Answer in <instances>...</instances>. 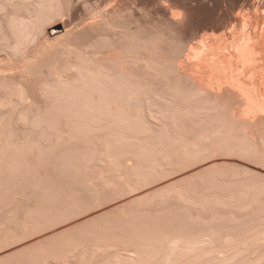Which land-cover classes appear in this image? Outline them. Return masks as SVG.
<instances>
[{"label": "bare ground", "instance_id": "6f19581e", "mask_svg": "<svg viewBox=\"0 0 264 264\" xmlns=\"http://www.w3.org/2000/svg\"><path fill=\"white\" fill-rule=\"evenodd\" d=\"M78 1H80V0H78ZM82 1L81 2L84 3V0H82ZM73 2H75V1L74 0L73 1L72 0H0V118H1L0 120H2V118H3L2 121L6 122L5 125H8V127L12 126L11 127L12 130H8V129H10V127L7 128L8 132H10V131L14 132V133L10 132L8 134V136L3 134L6 136V137L4 136V138L0 137L1 138L0 139V146H1V148H4L3 150L0 148V188H2V190H1L2 192L4 191V192H9L8 194H12V191L15 190L14 188H12V186H15L16 184L18 185V186L16 185L19 188V189H17V187H16V189H17L16 192L17 191L18 192L17 193L14 192L13 195H11L12 197L9 195L8 196L9 199H7V200H9L8 201L9 203L10 202H16L17 204H19V206H20L19 211L21 212V214L23 216L25 214H27V212H29L33 208L38 207L41 204V201H43L42 200V197L44 196L42 193V191H43L42 189L44 188L43 184H47V183H44L43 179H42L43 183H41V177L40 176L44 175V174H42L44 171L42 173H41V171L38 173L37 170L39 168H40L39 170L43 169V165L46 163V162L43 163L45 155L47 153H48L47 155L52 154L49 152H51L53 150V148L57 147V145H56L58 142L57 139L60 140V138H61L60 136H57V134H55V132L58 133V131H59V129L57 131L58 127L56 128L55 126H53V123H51V122L55 121L54 124L57 125V120L59 117L65 118L63 120V121H65L64 124L69 125L70 128L72 127L70 125V123L76 122V124H77L78 120H81L84 118L86 119V117L90 121L93 120L92 121L93 124H95L94 122H97V123L98 122H100V123L104 122V124L106 122L107 126H108V123H109V125L115 124V125H117V126H115V129H114V127H111V128H109V131L107 129L108 132H106V133L103 132L104 134L102 133L101 136L102 135L104 136L106 134L105 135L106 137L108 135V137L110 136V137L114 138V142L116 141L117 142L116 145H117L118 143L120 144L121 141L122 142L123 141L128 142L126 140L127 138H125V136H122V133H123L122 130L125 127L127 128V126H129L132 122L134 123L135 121H136L135 123H137V121H143L145 123L150 121V119L148 120V117L152 113V112L150 113V111L153 110L154 112L152 114H154V113L157 114V111H160V110L162 111L167 106L168 108H166L165 110H168V112H173V111L177 112L176 110H179V112H181L183 110V112H184V110L187 109V105H189V103H191V102H187V101L193 100V102L195 104L196 103L198 104V105L196 104V106H199L200 110L202 108L201 111H202V113H204V115H206L205 117L208 119V122L210 120V122H209V123H211L210 126H212V124H213V126H212L213 130L208 131L209 129H212V128H209L210 126L208 127L209 129H206L207 126L209 125L206 118L202 117V115H201V118L198 117V114L199 115L202 114L201 111L199 109L196 110L198 107H196L195 104H193V105L190 104L189 105L190 108L193 109V106H194V111L196 110V113H197V111L200 113L195 114L193 112V110H191L192 111L191 114H190V112H188V113L191 116L193 115L192 118L195 115H197L195 117L201 119L200 123L203 122L202 128L204 129L206 127L205 130H207L209 134L205 135V133H207V132H205V131L203 132V129H202V132L204 134H202L200 132V136L202 135L201 137H203V138H201L198 135L199 138H197L198 140L196 139V141L194 140V143H192L193 142L192 141L191 143H189V145L180 144L179 147L174 149L177 151H175V152L173 151L171 153L176 154L179 152L180 154H182L184 151V153L186 155L187 152H192L191 150H193V149L196 150V151L193 150V153H195V152H197V149H201V148L206 149L205 147H209V146L214 147L215 145L216 146L218 145L219 149H221V150H227L229 147L227 144H230L231 142L235 141L234 139H231V138H234V136L236 135L235 139H236L237 143L239 142L238 144L240 146L235 141V142H233L235 144H233V143L230 144V145H232L229 147L230 150H237L236 149V146H237V148L240 147L239 150L241 151V147L243 148V145H244V149H247V147H245V146L249 145L251 147L248 146V149L249 148H251V149H249L250 151L246 150L247 151L246 153L249 152L250 155L255 156L256 158H258L261 161H264V139L261 138V137H264L263 136L264 135V133H263L264 127H262L263 129L260 128L262 126V124L264 126V114L262 115L263 112L260 113V111L257 108L256 110L259 111L260 115L255 117L256 115L253 114L252 115L253 117H252L250 114L248 116V114L250 112L249 110H251L249 108L256 106V104L259 102H264V99L261 98L262 94L264 93V72L262 70L263 68H259L258 67L259 65L257 66V68L256 67L249 68V70L246 71V74L249 76V79H247V80H244V79L241 80V79L235 78L238 68L233 69L230 67L229 64H226L225 62L221 61V59H218L220 56L215 57V56H217V55H215L216 54L215 52L219 49L218 48L219 46L217 47V50H216L213 48L214 46L212 47V45L210 46L208 44V43H210V41L213 38V37H211L210 38L211 40L209 39L210 41L208 40V43H207L209 46L208 45L203 46L204 44H202V45L200 44L201 45L200 46V52H197L199 49L198 50L196 49L197 50L196 52L198 54L199 53L201 54L198 56H202V57L201 58L199 57V59H195L196 60V61L194 60L195 62L191 61L192 63L186 62V64H188V65L190 64L192 66V67L190 66V68L192 70H190V68L188 69L189 66L186 67L187 70H190L191 72H195L194 76L190 72V75H189L190 77L188 76L189 72L187 73L188 77L185 74V76L187 78L186 80H190V82L188 81L189 84L186 80H184L183 78L180 77L182 80H184V82L182 81L183 85H184L183 86L181 79L178 76L177 78L180 81L178 80V82H177V79H175L176 80L175 83L177 82L178 84L174 83V85H176L173 87L174 90H173L172 86L170 85V83L166 84L168 86H166L164 84V87L161 88L162 92H164L165 86L167 88L170 86L169 87L170 89H168L169 93H168V91H165L166 94H164L165 92L163 93V96L165 95L164 97L166 99L168 98V100H169V101H167V100L165 101L163 96H162L163 99H161L162 93L160 92L161 91L160 89H159L160 90L159 92L161 94L158 93V91L153 89L154 92H157L158 94H160V97H159V95H157V93L154 94V92L152 91V87L147 86L145 83H142L143 82L142 81L143 75H140L141 77H139L140 69L143 65L145 66V64H149V65H146V67L143 66V68L148 69V70H146V69L145 70L147 73L149 72L150 76H151V74H153L152 72H154L152 69H156V68H154V66L151 63V66L153 67L151 69L148 58L145 59L144 64L141 66V63H143V60L140 57L142 44L139 41L140 38L138 37L139 35L137 34V32H138L137 28L138 27H137L136 21L131 20V22H130V26H131V23H132V25L134 23L136 24V26L134 24V27H130L128 25L129 23L128 24L122 23L120 21L121 14L116 13L117 10H116V12L113 11V13L110 12L111 15L109 14L108 11H106L108 14H105V12H101V10H100V12H98V10H97L98 13H95L93 11L95 13V15H94V13L93 14L88 13V14H90V15H88L89 18L90 17H92V18L97 17L98 18V21H95L92 19L93 20V22H92L91 18L90 19L86 18V21H87V19L91 20L89 22L93 23V26H91L92 24H89V26L92 27L91 31L93 30L94 32L95 31L98 32V34H97V32L95 33L94 38L96 37L99 40L98 41L95 39L94 43H93L94 45L88 44L87 42H89V41H87V39H86L88 37L85 35L88 30L85 32L86 29H84L86 27L87 23L85 24V20L82 19L83 17L81 18L82 20L80 21V23L77 22V25H76V23H75V25L73 24L74 23L73 22L74 19L72 18V9H73L72 4H73ZM87 8H88V6H87ZM100 13H102V14H100ZM91 14H92V16H91ZM175 14L176 13H174L173 15H175ZM177 15L175 18L178 17ZM62 16H66L67 20H69V23H71L74 26L70 29H66V27H67L66 21H64L61 18ZM257 19H258V17H257ZM175 20L176 19H174V21ZM94 21H95V23H94ZM257 23H259V22H256V24ZM71 24H69V25H71ZM89 26H88V28H89ZM258 26H257V28H258ZM60 28H61V31H58ZM67 28H69V27H67ZM263 31H264V28H263ZM245 32H246V30H245ZM245 32H242V33L240 32V35L245 33ZM248 32H250V31H248ZM248 32L241 35V36L239 35V37H241L240 39H239L238 35H236L238 40H235L232 38L231 39L234 40L235 42L237 41V43H235V45H237V46L234 45L235 48L237 49V53L240 52L241 54L245 55L247 57L246 62H248V64H250V63H252L251 61H254V59H255V57L253 58V55L258 53V51H261V53L264 54V52H263L264 51L263 50L264 49V45H263L264 43L262 44V42H264V39L262 40V38H261L260 39L261 41H258V39L252 34V32L251 33H248ZM262 33H264V32H262ZM88 34H89V32H88ZM96 35H98V37L100 39ZM115 36H117L118 38L115 39ZM233 36H235V35H233ZM92 38H93V36L91 37V39ZM200 38H202V37H200ZM233 38H235V37H233ZM255 38L258 42L255 40ZM88 40H90V39H88ZM228 40L225 39V40H223V42L228 41ZM95 41L97 43H95ZM218 41H219V39H218ZM231 42H233V41H231ZM220 43H222V42H220ZM220 43L217 42L218 45H221ZM86 44L91 45V46H88ZM210 44L215 45L216 43L212 42ZM225 44H227V42L222 43L223 46H225ZM232 44H234V43H232ZM222 45L220 47H223ZM260 45L263 47V49L261 48ZM195 46L198 47V45H195ZM229 46H230V44H229ZM232 46H230L231 49H232ZM259 46H260V49H259ZM143 47H145V51L149 47L147 49V51L150 52L149 50H150L151 46L149 44H145V46H143ZM152 49L154 50V48H152ZM153 50H151V53H148L149 55L146 54V56L150 57V54L151 55L154 54L155 50H154V52H152ZM228 50H230V48H228ZM233 50H234V47L231 51H233ZM190 52L192 53L194 51H189V53ZM218 52L220 53V51H218ZM203 53H204V56H203ZM261 53L259 54L260 55L259 57H261V56L263 57V55H261ZM184 55H186V54H184ZM191 55H193V54H191ZM191 55L189 54V56H191ZM220 55H222V54H220ZM236 56L238 57V54ZM195 57L198 58L197 56H194V58ZM142 58H144V57L142 56ZM225 58L227 60V57H225ZM225 58H224V60H225ZM262 59L260 58V60H262ZM229 60H227V62ZM42 61H45V63H47V66L43 65L44 68L41 66ZM187 61H189V60H187ZM230 62H231V60H230ZM171 63H169V65H172V64L174 65V63H172V64ZM179 64H181V63H179ZM165 65H167V64H165ZM173 65L170 67H172V68L175 67ZM181 65H183V64H181ZM147 66L148 67L150 66V67L147 68ZM177 67L179 68V65ZM138 71H139V73H138ZM177 74H180V72ZM180 75H183V74L181 73ZM191 75L193 77L197 76V78H199V80L196 81L197 80L196 77H195L196 79L194 80ZM213 75L214 76H216V75L221 76L222 75L223 77H219L220 79L229 75L231 80H235V83L232 86H235V88L238 90V91L236 90V93L239 92L238 94H240V97H241L240 103H241L242 109L239 106H236L238 108H236V107L233 108L231 106V103L229 104L231 106L230 107L228 105V103L230 101H226V103H224L225 102L224 100H226L227 97L224 98L223 102L221 101L222 99L218 100V97L219 98L224 97V96L223 97L220 96L223 93L222 92L223 88H222V91L220 89L221 87H223V86H221L222 85L221 82H219V83H221V85L219 84V87H218V83L216 84L214 82V85H213L214 88L216 87L215 85H217L219 91H221L220 95H217L219 93V92H217L218 89L216 91L217 87L215 88L216 93L211 92L213 90H211L212 85L210 84V80L214 79V81L216 80L217 82L219 80L218 77H213ZM153 76H154V74H153ZM168 78H169V76H168ZM226 78L228 79V77H226ZM191 79L194 80L196 83L192 82ZM185 81H186V84H184ZM139 82H141V83H139ZM179 82H181V84H179ZM191 83H193V85ZM181 85L183 88L185 87V85L188 88H190L189 86H191L192 89L191 90L188 89V90H190L188 92V91H186L187 88H185L184 90L186 92H184V90L182 92L183 88L180 89ZM139 86H140V88H139ZM141 86H142V88L144 87V89H141ZM232 86L229 88L231 89ZM145 87L147 88L148 94L149 93H151V94H149V95L146 94L147 91L145 92V90H146ZM148 87H150L151 89L150 88L148 89ZM224 87H226V86H224ZM175 88H177V89L175 90ZM178 89H180L181 91L179 92ZM230 89L228 90V87H227V89H226L227 91L225 90V88H224V91L230 92L232 90V89L231 90ZM80 90H82V92H84V93L81 96L82 98L76 97L77 100L79 101L80 100L79 98H81V100L84 102L85 100H83V98L89 99V100L85 101L86 102L85 110L83 112V114H85V115L87 114L85 117H84V115L79 116L81 111L83 110L84 106L78 104L79 102H77V100H75V98H73V96H76V94L74 95V93L76 92L78 95V92ZM170 91L171 92L176 91V92L171 93ZM141 92H143L145 95H143ZM187 92L189 94L190 93H192V94L186 95ZM233 92H234V90H232L230 93H233ZM62 93H65V94L63 95ZM67 93L69 95H70V93H72L71 95H73V96H69ZM79 93L80 94L78 96L81 95V92H79ZM176 93L179 94L181 97H179ZM180 93L181 94L185 93V94L181 95ZM212 93H213V95H216L217 97L213 96V98H212ZM59 94H62L63 96H65L67 94L66 96L70 97V99L66 96L64 97L65 100H67V98H68L67 101H69V100L71 101V102L69 101L67 104V106L70 104L69 107H66L65 102H67V101L63 102V100H64L63 96L61 95V97H62V100H61L60 99L61 97L58 96ZM168 94H169V97L171 99L175 98L176 96H178V97H176L177 99H172L174 101V102H172L171 99H169ZM170 94H172V95L175 94V97H173L174 95L173 96L171 95L172 96L171 97ZM238 94H237V96H238ZM85 95L87 96V98ZM141 95H142V97H140ZM153 95H155V96H153ZM152 96H153V98H152ZM182 96H184V97H182ZM188 96H190V98ZM263 96H264V94H263ZM57 97L61 101L57 100V102L55 104V100ZM71 97L73 99H71ZM154 97H155V99H154ZM158 97L160 98V100ZM215 97L217 98L216 101H215V99H216ZM181 98L184 100L181 101L182 100ZM192 98H194V99H192ZM72 100H74V101L72 102ZM158 100H159V102H158ZM175 100H180V102L182 104L179 101H178V103L180 104L181 107H184V109L181 110V107L178 106L179 104L177 105V102H175ZM41 102H42V106L44 103L47 104V105L46 104L44 105L45 108H43L44 106L42 107L39 105V108L42 107L45 111L48 108L50 109V106L48 103L53 102L55 106L51 105L53 103H51L50 105L54 108L56 107V110H59V106H57V105L60 104V102H61V104L63 103V105H60V110H59V111H62V114H61V112L55 110L56 114L59 113L58 114L59 117L55 114L53 115V113H55V112H54V109L51 107L53 109V110L50 109L51 114H49L50 113L49 109L47 111V113L49 112L48 113V115H50V117H49L48 115H44V114H47L46 112L45 113L43 112L44 110H42L43 113L40 114L39 112H41V109H42V108H40L37 110L38 112L37 111L36 112L39 113L40 116H42V117L48 116L47 117L48 119L47 118H46L47 120H43L44 118L43 119L42 118L37 119L36 116L38 114L37 115L35 114V110L38 108L37 104H41ZM83 102H81V104H83ZM167 102H169L170 105H168ZM183 102L185 103L186 108H185ZM32 103H35V106L37 105L36 109H32V108H34ZM75 103L78 104L79 107L81 106L82 108H79ZM172 103H175L176 105L173 106ZM31 104H32V106H30ZM158 104L160 106H158ZM163 104H165V106ZM71 105L74 106V109H75V110L73 109L75 111V112L73 111V113H72L73 115H71V111H72L71 108H73ZM156 105L161 109L157 110L158 107ZM227 105L230 108L226 107ZM29 106L31 107L30 109H29ZM62 106L66 107V111H67L66 114H64L65 110L64 111L61 110V109H63ZM153 106L157 109H155V108L152 109ZM65 107H64V109H65ZM75 107L79 108V109L77 108L80 111L79 113H76L77 110ZM162 107H165V108H162ZM169 107H171L170 110H169ZM173 107H175V108H173ZM178 107H180V108H178ZM243 107L245 109H243ZM256 107H258V106H256ZM68 108H70V111L68 110ZM190 108H188V109H190ZM231 108L233 109V111L231 110V112H230ZM254 108L255 107L252 108V110H251L252 112L255 111ZM27 109H28V111H27ZM174 109H176V110H174ZM188 109H187V111H188ZM246 109H249V110L247 111ZM235 110H236V112H234ZM237 111L239 114L237 113ZM69 112H70L69 115H71V116H74V114L76 113L77 118H75V117L69 118L68 117L69 115L67 114ZM21 113H25V115L21 114ZM166 113H167V111H166ZM245 113H248L247 117L244 116V115H246ZM77 114H79L78 115L79 117L77 116ZM256 114H258V113H256ZM63 115H66V116L63 117ZM5 117H6V120H5ZM38 117H39V115H38ZM80 117H82V118H80ZM152 117L155 118L156 116H152ZM23 118L24 119L26 118V119L24 120ZM66 118H69V120L66 121L67 120ZM71 118H73V119H71ZM78 118H80V119H78ZM202 118L205 119L206 123L203 121L204 119H202ZM155 120L158 121V118ZM191 120L193 121V119H191ZM261 120L263 123L260 122ZM5 122H3V123H5ZM18 122L19 123L23 122V123H21L19 125ZM44 122H46V123H44ZM48 122L51 124H48ZM79 122H81V121H79ZM160 122H161L160 125L159 124H158L159 126L157 125L159 128H162V125L164 124V122H166V124H167V121H164V119L161 120ZM41 123H42V126L40 125ZM43 123H44V125H46V124H48L49 126L51 125L49 128H50V130H52V132L54 131L53 134H52V132H50V133L47 132L49 130V128H47L48 126L47 127L43 126ZM61 123H62V121H61ZM139 123H141V122H139ZM258 123L259 124L262 123L261 126ZM76 124H74V126H76ZM93 124H91V125H93ZM152 124L153 123H151V125ZM169 124L170 123H168L167 126ZM203 124H206V125H203ZM137 125L140 126L138 123H137ZM164 125H163L162 129L158 128L159 131L161 132L160 133L158 131L160 134V135L158 134V136H160L159 138H158V136H156V134H154L155 136L153 135L155 137L154 138L151 134L148 135V133H145V134H147L146 137H144V135H143V137H141V138H138V137L137 138L134 137V138L138 139L137 141L140 140L141 142H143V140H144V142L145 141L149 142L150 138H151V140H153L154 142L152 141V142L148 143L149 148L152 147V144L154 143L153 147L159 145L160 149L159 148L158 149L161 150V147H163L164 144L168 143V146L170 144L172 145V143L173 144H174V142L177 143V141H179L180 138L184 137V135H185L183 133L184 131L182 132L181 129H179V131L176 130L177 128L175 126H173L172 124H170L171 126L169 125L170 127L169 126L164 127ZM252 125H254L255 128L251 129ZM131 126H132V124H131ZM147 126H150L149 123H147ZM233 126L236 128L234 129ZM17 127H19V128L21 127L22 129L28 128V129H26L28 131V133L29 132L30 133L31 132L36 133L37 139L33 135L32 136L34 138L26 137L28 135L27 132H26L27 133L26 136H22V135H21L22 137H18L20 135L16 136L17 132L15 133V128H17ZM65 127H66V125H65ZM98 127L103 128V125L98 126ZM98 127H96L95 129H97ZM3 128H6V126L2 127V129L0 128V130H3ZM93 128L94 127H92V129ZM230 128L231 129L233 128L232 132L230 131L231 130ZM104 129H106V128H104ZM120 129H122V130H120ZM149 129L151 130L152 127ZM237 129H238V131H237ZM261 129H262V131H261ZM90 130L91 129H89V131ZM110 130H111V132H110ZM143 130L146 132L147 131L149 132L148 128H147V130H145V127H144ZM235 130L238 133H236ZM45 131L48 133V135H47L48 138H46V140L42 139L43 140L42 141L40 139H41V137H44ZM62 131H63V133H66V135L70 134V136L72 138L74 137L73 135H75V134H72L71 130H68V131L62 130ZM120 131H122V133H120ZM144 131L139 132L138 134H141V133L144 134L143 133ZM151 131H153V130H151ZM154 131L157 132L156 130H154ZM229 131H230V133H229ZM81 132H83V131H81ZM1 133H3V131ZM4 133L7 134V132H5V131H4ZM42 133L44 134L43 136L41 135ZM231 133L234 135L232 136ZM255 133H256V135H255ZM257 133H258V135H257ZM22 134H24V133H22ZM83 134H85V133H83ZM120 134L125 139L123 138L121 140V138L119 137ZM152 134H153V132H152ZM226 134L227 135L229 134V140L230 141L227 140ZM150 135H151V137H150ZM98 136H100V134ZM103 136H102V138H103ZM39 137H40V139H39ZM65 138H66V140L69 139V138L67 139V137H65ZM146 138H147V140L149 139V141H147ZM156 138H158V139H156ZM73 139L76 140L75 138H73ZM88 139H89V137H88ZM225 140L227 141L226 142L227 144L225 143L227 146L225 144H223ZM135 141H133V142H135ZM126 142H124V143L127 144ZM150 143H152V144H150ZM121 144H123V143H121ZM129 144H127V145H129ZM137 144L141 145L142 143L141 144L136 143L135 144L136 147H135V145H133L136 148V150L138 147ZM190 144H192V146ZM104 145H105V143H104ZM144 145L145 144H143L141 147L145 151L146 149L144 148L145 147ZM133 146L131 145V147H133ZM196 147H197V149H196ZM218 147H216V148H218ZM231 147H233L235 149H233V148L231 149ZM178 148H179V150H178ZM27 149H29V152ZM139 149L137 150V152L139 151ZM162 150H163V148H162ZM186 150H187V152H186ZM243 152H245V151H243ZM30 153H31V155H30ZM57 157H58V155H57ZM112 157H114V156H112ZM94 158H93V162H94ZM102 159H101V161H104V159L103 160ZM96 160L97 159H95V161ZM49 161L51 162V160H49ZM108 161H106L105 164H102V166H100L99 164H96L95 162L94 163L96 164L97 169L99 167H101L102 169H105V168H109V166H111L110 162H108ZM110 161H111V159H110ZM56 162L58 164V161H56ZM52 163H54L53 165H55V167L58 166L55 164L54 161H52ZM60 163H62V162H59V164ZM48 164H50V163H48ZM67 164L70 165L71 162L70 163L68 162ZM112 164H114V161ZM229 164H226V165H229ZM232 165H235V164H232ZM65 166H67V165H65ZM113 166H112V168H113ZM239 166L238 165L235 166V167H238L235 169L237 171L236 172L234 171L235 175L232 173L230 175L229 173L224 172L226 175L225 176V175H223V172L221 170H215V169L210 170V168H209V170L203 169L204 171L206 170L205 172L202 170L203 173H202V171L200 174L195 173L196 175L198 174L197 177H196V175H195V177L193 175V176L189 177V179L187 177V178H185L187 180L183 179V180H179V182H174V180L168 181L167 183H164L162 185H159L157 187L149 189L148 191H146V193H144V195L141 194V195L133 196L130 199H127L125 201L117 203L113 207H109L107 209H104V212L102 213V211H103L102 210L101 214H99V213H98L99 215L96 214L97 216H94L95 214L91 215L92 217L90 216L89 219L85 218L86 221H84V222L81 221L82 223L78 222V223H76L77 225H72L73 228H72V226H70L69 228L67 227V230L64 232L66 234H68V232L70 233L71 231H74L78 228H83L86 226L91 227L93 225H94L93 227L99 228L101 230H105V232L102 234V238L100 239L101 242L97 245L92 246V247H88L86 250V252H88L94 258V260H93L94 264H223L226 261L232 262V260L233 261L236 260V258H238V256L240 255V252L247 253V250L251 251L252 248L258 247L257 246L258 243H256L255 241H257V242L261 241L262 242V243L261 242L259 243V245L260 244L261 245L259 246V248H257V249H261V250L256 249L257 253H255V254H257V256H259V257L260 256L264 257V253H263L264 248L263 247H262L263 249L260 248L264 242V237H263L264 235L262 234L263 232L261 231L262 230L261 226H262V224H264L263 223L264 222V173H261L258 171L256 173L255 170H251V169L249 170L247 167H246L247 169H245V168H242L241 166L240 167ZM131 168H132V166L125 167V169L128 172L130 171L129 173L131 175L135 176L136 180H140V178L137 177L138 173L131 172ZM125 169H123V170H125ZM239 169L240 170L242 169V171H239ZM243 169H245V170H243ZM57 171L58 170L56 169L55 172H57ZM241 172H244V173L240 174ZM50 173H52V172H50ZM245 173H248L247 176L245 175ZM28 174H35V175L37 174L36 175L37 179H36L35 175H33V176L31 175L32 177L35 176V178H34L36 181L35 183H34V180H32L33 182L31 181V179H30L31 177L28 178V176H29ZM230 176L233 177V178L231 177L232 180L230 179ZM244 176L247 178L243 179ZM49 177H51V176H49ZM192 177H194V178H192ZM226 177H227V179H226ZM238 177H242V179L240 178L241 180H238L239 179ZM26 178L30 179V180H28L29 181L28 186L26 184L28 181H25V180H27ZM51 179H52V177H51ZM51 179L49 181H51ZM53 179L55 180V178H53ZM23 180H24V182H23ZM49 181H47V182H49ZM215 181H218V183ZM11 182H12V184H11ZM30 182H31V185H30ZM32 183H34V185ZM9 184H11L10 188H9ZM50 184L52 185V182H50ZM42 186H43V188H42ZM54 186H52V187H54ZM56 187H57V185H56ZM11 188L13 189L12 191L10 190ZM1 191H0V194H1ZM10 191H11V193H10ZM46 191H47V189H46ZM203 191L205 193H202ZM191 193H194V194H191ZM2 194L4 195V193H2ZM5 194H7V193H5ZM4 197H6V196L4 195ZM5 205L3 204V207ZM3 207H0V208H3ZM153 207H155V208H153ZM39 208H41V205ZM168 208H173V210H170L168 212H164ZM1 210L2 209H0V214H2V215L6 214L5 216H8L9 211H12L13 209L10 208L9 210H6V211H1ZM252 219H253L252 223L253 222L254 223H253V225H251L252 229H249L250 227L248 226V224H251L250 221ZM254 220H256V222H258V224L255 223ZM12 221L13 220L11 217V221L9 223H11ZM116 222L118 223V225ZM73 224H75V223H73ZM254 224H257V227L258 226L261 227L260 230L258 229L259 230L258 232H260V233L262 232L261 233L262 236L258 235L260 233L257 232V229L255 227L256 225L254 226ZM263 227H264V225H263ZM253 228L256 229L255 234L258 235V237L255 234L252 235L253 232L250 230H253ZM92 229H94V228H92ZM238 229L239 230L241 229V231H240L241 233H244V231H247V233H248V231H250L251 234H249L250 232L248 234L252 238L247 236V234L246 235L245 234L239 235ZM12 230H13V228H11V224L10 225L7 224L5 229L3 228L2 230H0V245H2L3 240L11 239L9 237V235L13 234L14 230L13 231ZM107 231H108V233H107ZM22 232L23 231H20V233H22ZM64 232H61V234H54L52 236L53 239L51 237H50V239L46 238L44 240H43L44 237L42 238V240H40L41 238L39 240L35 239L36 243L30 245V247L24 246V247H26L25 249H22V247H21V249H22L21 251L19 250V252L17 251V253L11 254L10 256H6L4 258L2 257L0 259V264H28L29 261H31V260L33 261L35 258H38V256H40L41 254L45 253L46 250L49 248V246H47V245H49L50 242L56 240V239H54L55 237L57 239H58V237H62ZM65 233H64V235H66ZM201 233H202V235H201ZM57 235H58V237H57ZM11 236L13 237V235H11ZM168 236H173V240L171 242L167 241V243H165L161 247H157V248L154 247L153 242L157 238L168 237ZM254 236H256L257 238L255 237V239H254L253 238ZM188 237L189 238L192 237V239L189 240ZM204 237H206V238H204ZM252 239H254V240H252ZM254 244H255V246H254ZM251 246H254V247H251ZM128 248H130L131 250H129ZM128 251H131L132 254L128 255L127 254ZM252 254L250 253L251 257L248 254L249 256L246 255V256H243V258L241 257L243 255L242 254L240 256V258L243 260H250L251 263L254 261V259L255 260L257 258L259 259V257H257V256H256L257 258H252ZM251 259L253 261H251ZM260 260H262V258H260ZM256 261H258V260H256ZM251 263H249V264H251ZM224 264H226V263H224Z\"/></svg>", "mask_w": 264, "mask_h": 264}, {"label": "rangeland", "instance_id": "374dc122", "mask_svg": "<svg viewBox=\"0 0 264 264\" xmlns=\"http://www.w3.org/2000/svg\"><path fill=\"white\" fill-rule=\"evenodd\" d=\"M74 1L75 2H73V4H72V7H73V9H72V18L74 19V21H73L74 23L73 22L72 23L74 25L76 23V25H77V22L80 23V21L82 19L85 20V24L86 23L87 24H86V27L84 29H86L85 32L88 30L86 32V34H85L88 37V38H86L87 41H89V42H87L88 44H93L95 39L98 40L96 37L94 38L95 33L97 31H95V32L93 30L91 31V29H92L91 26H93V23H90L89 22L92 19L95 20V21H98V18L97 17L96 18L95 17H93V18L90 17L91 20H89L90 18H89L88 15H90V14H88V13H92V14L94 12L95 13H98L101 10V12H105V14H108L106 11H108L109 14H110V12L113 13V11L116 12V10H117L116 13H118V14L120 13L121 14L120 21L122 23H126V24L129 23L128 25L130 26L131 20L132 21H136V24H137V27H138L137 28V30H138L137 34L139 35L138 37L140 38L139 41L141 42V44L143 46H145V44H149L151 46V48L149 50L150 52H148L147 49L149 47L145 51V47H143L141 45V54H140L141 56L140 57L143 60V63H141V66L144 64L145 59L148 58L149 59L150 66H151V63H152V65L154 66V68H156V69H152L153 67L151 66V69L155 73L152 72L154 74V76H153V74L150 73L151 74V76H150L149 75V72L148 73L146 72V70H148V69L143 68V66H144L143 65L141 67V69H140V73L138 71L139 77H141L140 75H143L142 76L143 79L141 78L142 81H143L142 83H145L147 86L152 87V91L154 89V90L158 91V93L161 92L162 93V94L160 93L161 94V99H163V97L165 96V95L163 96V93L165 91H168V89H170L169 88L170 86L167 88L166 86H168V85H166V84H169L170 83V85L173 88L174 86H176V85H174V83L176 81L175 79H177V82L179 80L177 78L178 76H179V78L181 77L184 80H186L187 79L186 76H187V73L188 72H189L188 73V76L190 75V72H191L190 70H192L190 68L191 65L190 64L189 65L186 64V62L187 63H192L191 61H194L195 59H199V57L200 58L202 57V56H198V55H201L200 53L199 54L197 53V52H200V46L202 44H204L203 46L208 45V44L210 46L212 45V47L214 46L213 48L216 49V50H217V47L219 46L218 47L219 49L215 52L216 53L215 55H217L215 57H219L220 56L218 59H221V61L225 62L226 64H229L230 67L233 68V69L238 68L239 71L237 70V73H236L235 78H238V79H241V80L242 79H244V80L249 79V76L246 74V71H248L249 68H251V67H256L257 68L258 65H259L258 66L259 68H263L262 70L264 72V54L261 53V51H258V53H256L255 55H253V58L255 57L254 61H251L252 63L248 64V62H246V58L247 57L245 55L241 54L240 52L237 53V49L235 48V46H237V45H235V43H237V41L235 42L234 40H232V39L238 40V38H237L236 35H238V37H239L240 32L241 33L242 32H245V30H246L245 33H247L248 31H250L248 33H251L252 32V34L258 39V41H261L260 40L261 38H262V40L264 39L263 38L264 37L263 36L264 33H262V32H264L263 31V28H264V26H263L264 25L263 24L264 23V0H88V1L87 0H84V3H82L83 2L82 0H80V1L74 0ZM87 6H88V8H87ZM97 10H98V12H97ZM95 13H94V15H95ZM174 13H176V14L173 15ZM92 14H91V16H92ZM100 14H102V13H100ZM176 15L178 16L177 18H175ZM257 17H258V19H257ZM61 18L64 21H66V25H67V27H69V28L66 27V29H70V28H72L74 26L71 23H69V20H67V17L66 16H62ZM86 18H89V19H87V21H86ZM174 19H176V20L174 21ZM93 20H92V22H93ZM95 21H94V23H95ZM256 22H259L260 24L259 23L256 24ZM68 23L71 24V25H69ZM89 24H92V25L89 26ZM134 24L132 25V23H131V26L130 27H134ZM136 24H135V26H136ZM88 26H89V28H88ZM257 26H258V28H257ZM58 31H61V28ZM88 32H89V34H88ZM245 33H243V34H245ZM97 34H98V32H97ZM243 34H241V35H243ZM233 35H235V36H233ZM92 36H93L94 39L93 38L91 39ZM96 36L98 37V35H96ZM200 37H202V38H200ZM211 37H213L212 40L210 39ZM233 37H235V38H233ZM116 38H118V37L115 36V39ZM240 38L241 37H239V39ZM256 38H255V40H256ZM88 39H90V40H88ZM209 39L212 42L216 43V44L215 45L210 44L212 42ZM218 39H219V41H218ZM225 39H227V40L229 39V40L228 41H224V42H227V44H225V46H223L222 43H224L223 40H225ZM208 40L210 41V43H208ZM231 41H233V42H231ZM217 42H219V43L222 42L220 44L223 47H220L221 45H218ZM95 43H97V42L95 41ZM232 43H234V44H232ZM263 43L264 42H262V44ZM88 44H86V45H88ZM229 44H230V46L233 45L232 46V49L234 47V50L233 51H231L232 49L229 46ZM195 45H198V47L195 46ZM88 46H91V45H88ZM260 46H259V49H260ZM152 48H154L155 52H154V50ZM228 48H230V50H228ZM261 48L263 49L262 46H261ZM196 49L197 50L199 49V50L197 51ZM151 50H153L152 52H154V54H152V55L150 54V57H147L146 54L151 53ZM189 51H194V52H192V53L190 52L189 53ZM218 51H220V53ZM236 53L238 54V57L236 56L237 55ZM260 53H261V55H263V57L262 56L259 57L260 56L259 55ZM184 54H186V55H184ZM189 54L190 55L193 54V55L189 56ZM220 54H222V55H220ZM142 56L144 58H142ZM194 56H197L198 58H196V57L194 58ZM203 56H204V53H203ZM222 56L224 58L227 57V60L230 59L231 62H230V60L227 62L226 58L224 60V58ZM260 58L261 59L263 58V59L260 60ZM187 60H189V61H187ZM171 62L174 63V65ZM44 63H45V61H42L41 62V66L42 67H43V65H46L47 66V63H45V64ZM169 63H171L175 67H173V68L170 67L172 65H169ZM179 63H181L183 65H181ZM165 64H167V65H165ZM177 64L179 65V68L177 67L178 66ZM146 65H149V64H145L144 67H146ZM149 67L147 66V68H149ZM186 67H188V69L190 68V70H187ZM178 71L180 72V74L182 73L183 75L177 74V73H179ZM191 73L194 76V73L195 72H191ZM185 74H186V76H185ZM168 76H169V78H168ZM195 77L197 78V76H195ZM195 77H193L194 80L196 79ZM213 77H218L219 78V77H223V76L222 75L221 76H217V75L214 76L213 75ZM226 77H228V79ZM184 80L181 79V82L182 81L184 82ZM194 80L191 79L192 82H195ZM198 80H199V78H197L196 81H198ZM186 81L187 82L188 81L190 82V80H186ZM186 81H185L184 84H186ZM181 82H179V84H181ZM183 82H182V85H183ZM189 82H188V84H189ZM214 82L216 84L218 83V87H219V84L221 85V83H222L221 86H223V87L220 88L221 91H222V88H223V91H222L223 93L220 95L221 91H219L217 85H215L217 87V88L215 87L216 88V91L218 89L217 92H219L217 95H220L222 97L224 96L223 98H221V97L219 98L218 97V100L219 99H222L221 101L223 102L224 98L227 97L226 100H224L225 101L224 103H226V101H230L228 103V105L231 103V106L233 108L236 107V106H239L241 108V103H240L241 97H240V94H238L239 92L236 93V90L237 89L235 88V86H232V85H234L235 80H231L230 77H229V75L225 76L222 79L219 78L218 82L216 80L214 81V79L213 80H210V84L213 87V88L211 87V90H213L211 92L216 93L215 88L213 86L214 85ZM219 82H221V83H219ZM139 83H141V82H139ZM164 84L166 85L165 86V91L162 92V89L161 88L164 87ZM191 84L193 85V83H191ZM182 85L180 86V89L183 88ZM142 86H141V89H144V87L142 88ZM224 86H226V87H224ZM231 86H232L231 89L234 90L233 93H230L232 90L229 87H231ZM146 87H145V89H146L145 92L147 91V88ZM150 87H148V89ZM189 87L190 88L186 87V85H185V87L182 89V92H183V90L185 88H187L186 91L189 92L192 89L191 86H189ZM227 87H228V90L229 89L231 90L230 92H226L227 91L226 90ZM139 88H140V86H139ZM177 88H175V90ZM224 88H225L226 91H224ZM180 89H178L179 92L181 91ZM188 89H190V90H188ZM173 90H174V88H173ZM186 91L184 90V92H186ZM79 92H81V95L80 96H78L80 94ZM79 92H78V95H77L76 92L75 93L73 92L74 95L76 94V96L71 95L72 93H70V95L68 93L67 94L69 96H73V98H75V100H77L76 97H81L83 95V93H84V92H82V90H80ZM173 92H171V93H173ZM141 93L143 95H145L143 92H141ZM156 93L157 92H154V94H156ZM158 93H157V95H159V97H160V94H158ZM168 93H169V91H168ZM187 93H186V95H191L192 94V93H190V94L189 93L187 94ZM213 93H212V98H213V96H216V95H213ZM62 94L64 95L65 93H62ZM62 94H59L58 96L61 97ZM146 94H148V91H147ZM149 94H151V93H149ZM164 94H166V92ZM182 94H185V93H182ZM237 94H238V96H237ZM263 94H262V96H263ZM171 95L172 94H170V96ZM173 95L172 96L175 97V94H173ZM177 95L179 97H181L179 94H177ZM65 96H63V99H64L63 102L64 101H67L68 98L70 99L69 96H66L68 98H67V100H65V98H64ZM153 96H155V95H153ZM153 96H152V98H153ZM178 96H176V97H178ZM262 96H261V98L264 99V96L263 97ZM140 97H142V95ZM168 97H169V94H168ZM176 97L175 98H172V99H177ZM182 97H184V96H182ZM188 97L190 98V96H188ZM73 98L71 97V99H73ZM81 98H79V99L81 100ZM86 98H87V96H86ZM60 99L62 100V97ZM60 99L57 97L56 100H55V104H56L57 100L58 101H61ZM154 99H155V97H154ZM164 99H165V101L166 100L169 101L168 98L166 99L164 97ZM169 99H171V98L169 97ZM172 99H171V101L174 102ZM192 99H194V98H192ZM80 100L79 101L77 100V102H79L78 104L83 105L84 108L81 111L80 115L77 114V116L78 115L79 116L84 115V117H85L87 115V114L86 115L83 114V112L85 110V104H86L85 101L86 100H89V99L83 98V100H85L84 102L82 100L81 101ZM159 100H160V98H159ZM159 100H158V102H159ZM183 100L184 99H182L181 101H183ZM216 100H217V98L215 99V101ZM69 101L65 102L66 103V107H69L70 106V104L67 106V104H68ZM73 101L74 100H72V102ZM178 101L180 102V100H175V102H177V105L179 104ZM81 102H83V104H81ZM187 102H191V103H189V105L190 104H192V105L195 104L193 102V100L192 101L190 100V101H187ZM51 103H53V102H51ZM51 103H48L49 106H50V109L51 110L54 109V112H55L56 107L55 108L52 107L51 105H53V106H55V105H54V103L53 104H51ZM32 104L34 106V108H32V109H36V107L38 105V108L35 110V114L36 115L37 114L39 115V117H38V115L36 116L37 119L38 118L39 119L40 118H42V119L44 118L43 120H47L48 119L47 117L48 116L50 117V115H48L49 112L47 113V111H48L49 108L46 106L48 109L46 111L43 109V108H45L44 105L46 103L43 104L44 107L42 106V102H41V104H37L36 103L37 104L36 106H35V103H32ZM32 104L30 106H32ZM78 104H76V105L79 107ZM165 104H163V105L165 106ZM167 104L170 105L169 102H167ZM172 104H173V106L176 105L175 103H172ZM196 104H195V106H196ZM39 105L43 107V108L40 107L42 109H41V112H39V113L41 114L43 112L44 113L46 112L47 114H44V115H48V116L42 117V116H40L39 113H37L38 112L37 110L40 109L39 108ZM60 105H63V103L61 104V102H60V104L57 105V106H59V110H60ZM189 105H187V109L190 108ZM228 105L226 107H228ZM30 106H29V109L31 108ZM158 106H160V105L158 104ZM178 106H180V104ZM184 106H185V103H184ZM256 106H258V107H256ZM256 106H253V107H255L254 108L255 111H253L254 113L251 111L252 108H253V107H251V108H249L251 110L246 109L247 111L249 110L250 112H249V114L248 113H245L246 115H244V116L247 117V114H248V116L250 114H251V116L254 114V115H256L255 117H257L258 115H260L259 114V111H260V113L263 112L262 113V115H263L264 114V102H259V103L256 104ZM62 107H63V109H61V110H63V111L65 110L64 114H66V112H67L66 111V107L65 106H62ZM64 107H65V109H64ZM72 107L73 108L70 107L72 109L71 115H73L72 113L75 110L74 109V106H72ZM180 107H178V108H180ZM196 107H198L196 109V110H198L199 109V106H196ZM230 107H228V108H230ZM70 108H68L69 111H70ZM77 108H76V110L78 112L76 111V113H79L80 111L78 109L79 108H82V107L80 106L78 109ZM154 108L155 107L153 106L152 109H154ZM162 108H165V107H162ZM166 108H168V107L166 106ZM170 108L171 107H169V110H170ZM173 108H175V107H173ZM185 108H186V106H185ZM236 108H238V107H236ZM257 108H258L259 111L256 110ZM50 109H49V111H50ZM155 109H157V108H155ZM159 109H161V108L158 107L157 110H159ZM176 109H174V110H176ZM182 109H184V107H181V110ZM187 109H185L186 111L184 110L185 113L183 112V110L181 112H179V110H176L177 112H174L173 110H172L173 112H168V110H165V111L164 110H162V111L160 110V111H157V114L154 113L155 115L152 114L154 112L153 110L150 111V113L152 112L151 115L149 114L151 117L148 115L149 116L148 117V120L150 119V121L147 122V123H149L150 126H147V123H145L143 121H137V123L139 125L142 123L140 126H138L137 123H135L136 122L135 121L134 122L135 124L133 122L131 123L132 126H131V124L130 125L128 124L129 126L126 125L128 129L126 127H125L126 129L124 128L123 130L120 129V130L123 131V133H122V131H120V133H122V136H125V138H127L126 140L128 141V142H126V141H123L122 142L121 141L120 144L118 143L120 146L118 144L116 145L117 142L116 141L114 142V138H112L110 136L108 137V135L106 137L105 136L106 134L104 136L102 135L103 138L101 136V134L103 132L104 133L108 132L109 131V128L114 127V129H115V126H117L115 124L114 125L113 124L109 125V123H108V126H107L106 122H105V124H104V122L103 123L102 122L101 123L98 122L99 124L97 122H94L95 124H93V122H92L93 120L90 121L86 117V119L84 118V119L78 120V123L80 125L78 123L76 124V122L75 123H73V122L70 123V125L72 126L70 128L69 125L64 124L65 121H63V120L65 118H60L58 116L59 113L58 114H56V112L53 113V115L55 114L59 118L57 120V125L54 124L55 121L54 122H51V123H53V126H55L56 128L58 127L57 128V131H58V129H59V131H58V133L55 132V134H57V136H60L61 138L59 137L60 140L57 139L59 143L57 142V144H56L57 147L53 148V150H52L53 152L52 151L49 152V153H52V154H50L51 156L50 155H47L48 153L45 155L43 163L46 162L45 163L46 165L45 164L43 165V169L42 170H39L40 168L37 170L38 173L40 171H41V173L44 171L42 173V174H44V175H42L43 177L40 176L41 177V183H43V180H44V183H47L48 184V185L47 184H43L44 188L42 186V188H43L42 189L43 190L42 193H43L44 196L42 195L43 196L42 197V200L43 201H41V204H40L41 205V208H39L40 207V205H39L38 207L33 208L32 210H30L29 212H27V214H25L23 216L21 214V212L19 211V207H20L19 204H17L16 202H10L9 203L8 202L9 200H7V199H9V197H8L9 195L10 196L13 195V193L16 192L17 189H19L17 187L18 185L16 184L17 186L16 185L15 186H12V188L15 189L14 191H12L13 190L12 188L10 189L12 191V194H8L9 192H4V191L2 192L1 191L2 188H0L1 194L4 193V195L6 196V197H4L3 194H2L3 196L0 194V207H3V204L4 205L6 204L3 208H0V209H2L1 211H6V210H9L10 208L13 209L12 211H9L8 216H5L6 214L5 215L0 214V230H2L3 228L5 229V227L7 226V224L8 225L11 224V228H13V230H14L13 234H10L9 235V237L11 239H9V240H7V239L6 240H3L2 245H0V259L2 257L4 258L6 256H10L11 254L17 253V251L19 252V250L21 251L22 249H25L26 247H24V246H29L30 247V245L36 243V240L37 239L39 240L41 238L40 240H42L43 237H44L43 240L46 239V238H49L50 239V237L52 238V236L54 234H61V232H64V231L67 230V227L69 228L72 225H77L76 223L81 222V221L84 222V221H86L85 218L86 219H89L91 215H94L95 214L94 216H97L96 214H98V213L101 214V211L102 210H103L102 211V213H103L104 212V209H107L109 207H113L114 205H116L119 202H122V201H125L127 199H130L133 196H137V195H141V194L144 195V193H146V191H148L151 188H154V187H157V186L162 185L164 183H167L168 181H173L174 180V182H179V180H183V179H185L187 177L189 179V177H191L193 175L195 177V175H196L195 173L200 174L203 169L209 170V168H210V170H213V169H215V170H221L223 172V175H225V173H229L230 175L232 173V174L235 175V172L237 171L235 169L238 168V167H235V166L236 165H238V166L240 165L242 168H245V169L248 168L249 170L250 169L251 170H255L256 173H257V171L258 172H261V173H264V161H261L258 158H256L255 156L250 155L249 152L246 153L247 151H250L249 149H251V148L248 149V146L249 145H246L245 146V147H247V149H244V145H243V148L241 147V151L239 150L240 147L237 148V146H236V149L237 150H230L229 149V147L232 146L230 144L236 141V139H235L236 138L235 137L236 135L234 136V138H231L230 137L231 139H234L235 140V141L232 140L233 142H231L230 144H227L226 143L227 142L226 140L224 141L223 144L226 143L229 146L227 150H221V149H219L218 145L217 146L215 145L214 146L215 148L209 146V147H205L206 149H204V148L197 149V147H196L197 152H195V153H193V150L196 151L195 149L191 150L192 152H187V150H186V152H187L186 155H185L184 151H183L182 154H180L179 152L176 153V154L171 153L173 151L174 152L177 151V150H174V149L177 148V147H179L180 144L189 145V143H191L192 141H193L192 143H194V140L196 141V139L199 138L200 132L202 134H204L203 132L205 131V132H207V133H205V135H207V134H209L208 131H210V130L212 131L213 130V128H212L213 124H212V126H210L211 125V123H209L210 120L208 122V119L205 117L206 115H204V113H202V111H201L202 108H201V110L199 109L202 114H200V115L198 114V117L201 118V115H202V117L206 118V120L209 123V125L207 126V128L205 126L204 127L206 129L212 128V129H209L208 131L205 130V128L204 129L202 128V123L203 122L200 123L201 122V119L195 117V116H197L195 114L200 113V112L197 111V113H196V110L194 111V106H193V109L190 108V109H188V111H187ZM243 109H245V108L243 107ZM42 110H44V111L42 112ZM59 110H56V111H59ZM191 110H193V112L195 113V114L193 113L195 115L193 118H192L193 115L192 116L190 115L191 112H192ZM231 110L233 111L232 108L230 109V112H231ZM236 110L234 112H236ZM27 111H28V109H27ZM166 111H167V113H166ZM238 111H237V113H238ZM59 112H61V114H62V111H59ZM186 112L187 113L190 112V114L189 113L187 114ZM255 112L258 113V114H256ZM76 113L74 114V116L69 115L70 112L67 113V114L69 115L68 116L69 118L70 117L77 118L76 117ZM21 114H24L25 115V113H21ZM49 114H51V111H50ZM65 116L66 115H63V117H65ZM152 116H156V117L154 118ZM69 118H66L67 119L66 121H68ZM73 118H71V119H73ZM80 118H82V117H80ZM80 118H78V119H80ZM157 118H158V121L155 120ZM204 118H202V119H204ZM163 119H164V121H167V124L170 123L173 126H175L177 128L176 130L179 131V129H181L182 132L184 131L183 133L185 135H184V137H182V138L179 139L180 142L179 141H177V143L174 142L175 145L172 143V145L170 144L168 146V143H167V144H164V146L162 145L163 147H161V150H159L160 149L159 148V145L153 147L154 143L153 144L150 143V144H152V147L149 148V146H148L149 144L148 143L153 141L150 138L151 135L153 136L154 134H156V136H158V134L160 132L159 129H162L164 124H165L164 127L165 126L168 127L170 125L169 124L167 126L166 122H164V124L162 123L163 125L161 124L162 125V128H159L158 126L161 123L160 121L163 120ZM191 119H193V121ZM2 120H3V118H2ZM2 120H0V128L2 129V127H5V126H6V128H3V130H0V137H3L4 138L5 135L8 136V134L10 132L12 133L13 131L8 132V130H12V128H11L12 126H9L10 129L7 130V128H9V127H8V125H5L6 122L5 121H2ZM5 120H6V117H5ZM61 121H62V123H61ZM79 121H81V122H79ZM203 121L205 122V119ZM3 122H5V123H3ZM139 122H141V123H139ZM260 122H262V120ZM21 123H23V122H21ZM21 123L18 122L19 125ZM44 123H46V122H44ZM44 123H43V126H45V127L48 126L47 128H49L51 126V125L50 126L48 125V124H51L49 122L46 125H44ZM90 123L93 124V125H91ZM151 123H153V124L151 125ZM74 124H76V126H74ZM261 124H259V125L261 126ZM40 125L42 126V123ZM65 125H66V127H65ZM101 125H103V128H99L98 127V126H101ZM203 125H206V124H203ZM92 127H94V128L92 129ZM96 127H98L97 128L98 130L95 129ZM144 127H145V130H147V128H148L149 132L148 131L147 132L144 131L143 130ZM151 127H152L151 130H153V131H151L149 129ZM262 127H264L263 124H262V126L260 128H262ZM104 128H106V129H104ZM233 128L235 129L236 127L233 126ZM253 128H255L254 125H252V128L251 129H253ZM26 129H28V128H23V129L21 127L20 128L19 127L15 128V133L17 132V135L16 136H18V135H20L18 137L26 136L27 133H28V131ZM89 129H91V130L89 131ZM107 129H108V131H107ZM202 129H203V132H202ZM232 129L230 130L231 132H232ZM262 129H261V131H262ZM49 130H50V128H49ZM49 130L47 132H49V133L52 132V130H50V131ZM62 130H67V131L68 130H71L72 134H75V135H73L74 136L73 138H75L76 140H74L70 136V134H67L66 135V133H63ZM80 130L83 131V132H81ZM111 130H110V132H111ZM154 130H156L157 132H155ZM2 131H3V133H1ZM4 131L7 132V134L4 133ZM142 131H144L143 132L144 134H142V133L141 134H138L139 132H142ZM230 131H229V133H230ZM237 131H238V129H237ZM47 132L46 131H45V133L43 132L45 135L43 133L41 135L42 136L44 135V137H41V139L39 137V139L40 140H42V139L43 140L44 139L46 140V138H48L47 137V135H48ZM53 132H52V134H53ZM152 132H153V134H152ZM235 132H236V130H235ZM22 133H24V134H22ZM83 133H85L86 135L83 134ZM134 133L135 134L137 133L138 135L137 134L135 135ZM145 133H148V135L151 134L150 137H149L150 138V141H149V139L147 140L148 137L146 138V140L149 141V142H146V141L144 142L143 139H142L143 142H141L140 140L137 141L138 139H135L134 138V137L141 138V137H143V135H144V137H146L147 134H145ZM236 133H238V132H236ZM263 133H264V129H263ZM3 134H5V135H3ZM99 134H100V136H98ZM234 134H232V136ZM32 135L35 138L37 136L36 133H32V132L30 133L29 132L26 137L34 138ZM255 135H256V133H255ZM257 135H258V133H257ZM122 136H121V134L119 135V137L121 138V140L124 138ZM65 137H67V139L68 138L69 139L66 140ZM88 137H89V139H88ZM159 137L160 136H158V138ZM158 138H156V139H158ZM201 138H203V137H201ZM261 138L264 139V137H261ZM227 140H229V134L227 135ZM133 141H135L136 143H139V144L142 143L141 145H138L137 144V146H138L137 147V150L140 148L138 152H137V150L135 148L136 147V145H135L136 143L133 142ZM124 142H126L127 144L130 143V144L127 145ZM104 143H105V145H104ZM121 143H123V144H121ZM236 143H237V141H236ZM143 144H145L144 145L145 147L143 146L146 149L145 151L141 147ZM233 144H235V143H233ZM131 145L132 146L135 145V147L134 146L131 147ZM190 145L192 146V144H190ZM216 147H218V148H216ZM233 147H231V149ZM249 147H251V146H249ZM0 148H1V146H0ZM162 148H163V150H162ZM1 149L3 150L4 148H1ZM233 149H235V148H233ZM27 150L29 152V149H27ZM178 150H179V148H178ZM242 150L245 151V152H243ZM30 155H31V153H30ZM57 155H58V157H57ZM112 156H114V157H112ZM93 158H94V162L96 164H99L100 166H102V164H105V162L109 160L108 162H110V165L111 166H109V168H105V169H102L101 167H99L97 169L96 168L97 167L96 164L93 162ZM102 158L104 159V161H101ZM95 159H97V160L95 161ZM110 159H111V161H110ZM49 160H51V162ZM52 161H54L55 164L58 165L59 167L56 166L57 167L56 168L55 165H53L54 163H52ZM56 161H58V164H57ZM67 161L69 163L71 162V164L68 165L67 164L68 163ZM113 161H114V164L115 165L112 164ZM47 162L50 163V164H48ZM59 162H62V163L59 164ZM231 163L232 164H235V165H232ZM226 164H229V165H226ZM65 165H67V166H65ZM112 166H113V168H112ZM128 166H132L131 172L138 173V176L137 177H139L140 180H136L135 176L134 175H131L129 173L130 171L128 172L125 169V167H128ZM56 169L58 170L57 172H55ZM123 169H125V170H123ZM245 169H243V170H245ZM203 171H202V173H203ZM239 171H242V169L241 170L239 169ZM50 172H52V173H50ZM244 172H241L240 174H242ZM247 174L248 173H245L246 176H247ZM28 175H29L28 178L31 177L30 178L31 181L34 180V183H35L36 181H35L34 178H35V176L37 174L36 175L35 174H28ZM31 175L32 176L35 175V176L32 177ZM197 175H196V177H197ZM49 176H51L52 179ZM194 177H192V178H194ZM231 177L232 176H230V179H231ZM242 177H238L239 178L238 180H241ZM53 178H55L56 181ZM245 178H247V177L244 176L243 179H245ZM30 179H27L25 181H28ZM36 179H37V176H36ZM50 179H51V181H49ZM226 179H227V177H226ZM185 180H187V179H185ZM47 181H49V182H47ZM23 182H24V180H23ZM50 182H52V185L50 184ZM215 182L218 183V181H215ZM28 183H29V181L26 183L27 186H28ZM34 183H32V184L34 185ZM11 184H12V182H11ZM11 184H9V188L11 187L10 186ZM30 185H31V182H30ZM56 185H57V187H56ZM52 186H54L55 188L52 187ZM16 187H17V189H16ZM46 189H47V191H46ZM11 191H10V193H11ZM5 193H7V194H5ZM202 193H205V192L203 191ZM191 194H194V193H191ZM153 208H155V207H153ZM170 210H173V208H168L164 212H168ZM11 217H12V220L13 221L11 223H9L11 221ZM252 221H253V219L250 221L251 224H248V226L250 227L249 229H252L251 228V225H253V223H254V222L252 223ZM254 221H255V223L258 224V222H256V220H254ZM73 223H75V224H73ZM257 224H254V226L256 225L255 227L257 229V232L262 227V230L261 231L263 233L262 232L261 233L264 235V229H263L264 228L263 227L264 224H262L261 227H259V226L257 227ZM117 225H118V223H117ZM93 226H91V227L90 226H86V227H83V228H78V229H76L74 231H71L70 233L68 232V234H66L64 232L66 235H64V233H63V236L62 237H58V235H57L58 239L55 237L54 239H56V240L50 242L49 245H47V246H49V248L46 250V252L43 253V254H41L40 256H38V258H35L33 261L32 260L29 261L28 264H94V261H93L94 258L88 252H86V250H87L88 247H92V246L97 245V244H99L101 242L100 239L102 238V234L105 232V230H101V229L96 228V227H93ZM72 228H73V226H72ZM92 228H94V229H92ZM254 228H253L254 231L253 230H250V231L253 232L252 235L255 234V232H256V229H254ZM20 231H23V232L20 233ZM238 231L240 232L241 229L240 230L238 229ZM250 231H248V233ZM239 232H238L239 235H241V234H245L246 235L247 234V236H249V234H251V232L248 234L247 231H244V233H241V232L239 233ZM107 233H108V231H107ZM258 233H260V232H258ZM261 233L258 234V235L259 236H262ZM11 235H13V237ZM201 235H202V233H201ZM258 235H256V236L258 237ZM256 236H254L253 238L255 239ZM204 238H206V237H204ZM250 238H252V237H250ZM188 239L190 240V239H192V237H190V238L188 237ZM254 239H252V240H254ZM172 240H173V236L157 238L153 242L154 243V247H156V248L157 247H161L162 245H164L165 243H167V241L168 242H171ZM255 242L258 243L257 244L258 247L252 248L251 251L250 250L249 251L247 250V253L240 252V255L238 256V258H236V260H234V261L232 260L233 263L231 261H230L231 263L229 261H226L224 263H226V264H249V263H251L250 260H243V259L240 258V256L243 254L241 256L243 258V256H246V255L249 256L250 253L251 254L253 253L252 254V258L259 257L255 253H257L256 252L257 250H261V249H257L261 245V244L259 245V243L261 241H259V242L255 241ZM255 244H254V246H255ZM254 246H251V247H254ZM21 247H22V249H21ZM262 247L264 248V242H263V244H262V246L260 248H262ZM128 249L131 250L130 248H128ZM127 254L130 255V254H132V252L131 251H128ZM250 257H251V255H250ZM260 258H262V260H260ZM256 260H258V261H256ZM256 260L254 259V261H253L251 259V261H253L251 264H264V257L263 256L262 257L260 256L259 259L257 258Z\"/></svg>", "mask_w": 264, "mask_h": 264}]
</instances>
